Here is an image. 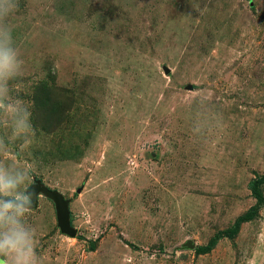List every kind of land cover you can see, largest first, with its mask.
I'll return each mask as SVG.
<instances>
[{
    "label": "rangeland",
    "instance_id": "obj_1",
    "mask_svg": "<svg viewBox=\"0 0 264 264\" xmlns=\"http://www.w3.org/2000/svg\"><path fill=\"white\" fill-rule=\"evenodd\" d=\"M18 2L0 25L23 61L0 100V167L70 200L78 232L40 196L22 218L38 264H264V205L197 251L257 203L264 0ZM17 105L34 134L14 135Z\"/></svg>",
    "mask_w": 264,
    "mask_h": 264
},
{
    "label": "clouds",
    "instance_id": "obj_2",
    "mask_svg": "<svg viewBox=\"0 0 264 264\" xmlns=\"http://www.w3.org/2000/svg\"><path fill=\"white\" fill-rule=\"evenodd\" d=\"M19 8L18 0H0V25ZM23 61L11 47V33L0 26V100H3L7 81L20 74ZM0 107H8L0 105ZM14 135L34 134L32 113L23 106H12ZM26 173H11L0 167V262L2 264H38L34 248L35 229L25 227L23 217L31 208L27 194ZM23 191H20L21 187Z\"/></svg>",
    "mask_w": 264,
    "mask_h": 264
},
{
    "label": "water",
    "instance_id": "obj_3",
    "mask_svg": "<svg viewBox=\"0 0 264 264\" xmlns=\"http://www.w3.org/2000/svg\"><path fill=\"white\" fill-rule=\"evenodd\" d=\"M169 70H166V73ZM27 194L31 196V208L35 209L38 206V199L44 196L53 202L56 210L57 226L61 234L70 238L77 237V230L71 224V212L69 208L70 200H66L64 196L55 190H51L42 185L40 181H36L28 190ZM195 243L191 240L184 243L180 249L195 250Z\"/></svg>",
    "mask_w": 264,
    "mask_h": 264
},
{
    "label": "trees",
    "instance_id": "obj_4",
    "mask_svg": "<svg viewBox=\"0 0 264 264\" xmlns=\"http://www.w3.org/2000/svg\"><path fill=\"white\" fill-rule=\"evenodd\" d=\"M42 97L43 96H41V94L37 96V101H40L41 105L42 104L44 105L45 100L50 101L49 100V94L44 96L45 100ZM49 105H53V102L47 103V106H49ZM263 186H264V175H261L252 184V194L257 200L256 205L253 208H251L249 211H247L245 214L238 217L236 222L234 223V225L232 227H230L229 229H227L225 231H221V232L217 233L211 239V241L209 242V244L207 246L197 249L199 254H205V253H208L209 251H211V249L215 246L217 241L221 238H225V237L230 238V237L236 236L243 223L250 222L255 218L259 208L262 205H264V196H263V188H262Z\"/></svg>",
    "mask_w": 264,
    "mask_h": 264
}]
</instances>
